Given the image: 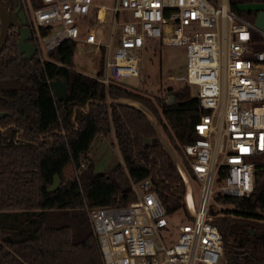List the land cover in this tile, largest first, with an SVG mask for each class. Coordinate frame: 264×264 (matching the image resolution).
Segmentation results:
<instances>
[{"label": "trees", "instance_id": "trees-1", "mask_svg": "<svg viewBox=\"0 0 264 264\" xmlns=\"http://www.w3.org/2000/svg\"><path fill=\"white\" fill-rule=\"evenodd\" d=\"M0 1L13 9L12 0ZM226 2L237 15L253 21L255 11H240L237 5L264 0ZM18 36L19 25H11L0 52V264H102L88 207L124 204L134 198L129 182L149 177L167 212L184 208L185 184L169 152L146 112L126 99L155 118L192 177L182 145L195 137L193 126L200 114L196 96L184 83L170 100L157 96L153 101L102 83L103 69L89 76L68 66L76 47L70 40L50 51L49 58L35 53L24 59ZM55 77L65 85V100L53 94ZM110 129L121 163L102 172L94 171L89 159L79 166L93 138ZM69 165L76 172L65 177ZM215 199L231 205L218 213L209 211L226 264H264V167L255 171L249 195Z\"/></svg>", "mask_w": 264, "mask_h": 264}, {"label": "built area", "instance_id": "built-area-1", "mask_svg": "<svg viewBox=\"0 0 264 264\" xmlns=\"http://www.w3.org/2000/svg\"><path fill=\"white\" fill-rule=\"evenodd\" d=\"M20 8L38 58L66 40L85 44L101 57L105 84L139 78L156 43L183 48L180 80L195 86L200 110L194 140L182 145L197 183L195 200L191 186L182 195L189 221L173 237L160 235L171 212L149 177L132 182L128 202L86 213L102 264H226L208 207L213 190L214 198L249 195L255 171L264 167V31L226 0H39L37 6L22 0Z\"/></svg>", "mask_w": 264, "mask_h": 264}, {"label": "rangeland", "instance_id": "rangeland-1", "mask_svg": "<svg viewBox=\"0 0 264 264\" xmlns=\"http://www.w3.org/2000/svg\"><path fill=\"white\" fill-rule=\"evenodd\" d=\"M21 2L22 0H12V3L15 6ZM9 22V29L11 25H19V21L13 9L9 11ZM146 52L147 53L145 54L140 68V77L123 76L121 78L123 87L128 88L137 94L145 95L152 101L154 97L157 96H163L166 100H170L173 92L185 84L182 80H180V76L182 72H184L183 48L181 46H162L161 44L156 43V46H154L153 49ZM47 58H49L48 55ZM70 60L71 61L68 63L70 68L89 76H95V73L98 70L103 69L100 57L85 44L75 47L73 56ZM189 90L190 93H193L195 86H189ZM126 101L136 107H140L144 112H146L154 129H156L157 138L162 142V145L169 152L170 156H173L175 160L177 159L180 164L177 153L168 145L167 139L165 138V135L160 128V125L157 124L155 118L140 104L138 105L136 102L129 99H126ZM87 149V152L81 158L79 166L85 165L89 159L92 162L93 170L102 172L111 168L116 163H121L119 150L115 145L113 130L111 129L107 134L95 136ZM179 169V173L185 187L191 186L190 189L195 200L197 194V183L190 181L191 179L188 172L181 164ZM75 172V167L69 165L64 171V176L69 177ZM56 184L57 178H55L51 188H53ZM129 184L133 191L132 182H129ZM213 184L218 185L219 181L213 180ZM215 193L216 192L213 190L210 195L213 197V200L209 204V211L212 213H218L221 209L231 207L230 204L225 205L219 203L214 198ZM166 218L168 227L160 231V235L165 237H173L177 232L178 225L189 221V218H187L185 213L180 208L169 213ZM152 237L157 239L154 234Z\"/></svg>", "mask_w": 264, "mask_h": 264}, {"label": "water", "instance_id": "water-1", "mask_svg": "<svg viewBox=\"0 0 264 264\" xmlns=\"http://www.w3.org/2000/svg\"><path fill=\"white\" fill-rule=\"evenodd\" d=\"M237 8L240 11H255L253 23L257 29L262 32L264 31V3L245 2L244 4H238ZM9 11L10 9L6 8L0 1V52L5 43L10 25ZM13 11L19 21L18 50L24 59H29L36 52V47L31 41V31L26 25L25 16L23 10L20 8V3L13 8ZM51 86L56 99L59 101L65 100L66 91L63 81L55 77V79L51 81ZM0 115L2 116L4 113Z\"/></svg>", "mask_w": 264, "mask_h": 264}, {"label": "flooded vegetation", "instance_id": "flooded-vegetation-1", "mask_svg": "<svg viewBox=\"0 0 264 264\" xmlns=\"http://www.w3.org/2000/svg\"><path fill=\"white\" fill-rule=\"evenodd\" d=\"M14 7H15V5H14ZM14 7H13V8H14ZM11 10H12V9H11ZM31 39H32V37H31ZM31 41H32V40H31Z\"/></svg>", "mask_w": 264, "mask_h": 264}]
</instances>
